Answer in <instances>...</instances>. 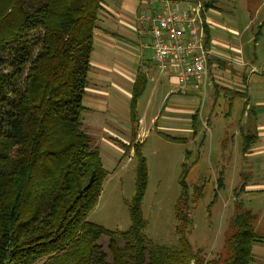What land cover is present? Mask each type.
<instances>
[{
    "label": "trees",
    "instance_id": "1",
    "mask_svg": "<svg viewBox=\"0 0 264 264\" xmlns=\"http://www.w3.org/2000/svg\"><path fill=\"white\" fill-rule=\"evenodd\" d=\"M215 1L203 2L204 11ZM103 2L0 0V264H252L253 245L264 240L255 231V215L242 208L226 230L225 254L206 259L194 250L186 234L192 224L184 211L186 169L176 204L178 247L156 244L145 233L148 168L137 141L144 72L132 88V142L126 145L138 157L131 225L110 230L88 220L109 173L81 121ZM206 33L210 45L208 24ZM223 185L221 177L218 188ZM103 237L107 249L99 243Z\"/></svg>",
    "mask_w": 264,
    "mask_h": 264
},
{
    "label": "rangeland",
    "instance_id": "2",
    "mask_svg": "<svg viewBox=\"0 0 264 264\" xmlns=\"http://www.w3.org/2000/svg\"><path fill=\"white\" fill-rule=\"evenodd\" d=\"M123 1L104 0L116 10L124 8ZM215 2L218 12L210 15L214 18L216 45L247 62L248 65L242 67L257 78L248 82L253 99L246 116L243 113L245 100L239 95L227 94L223 88L231 85L238 89L240 84L230 83L234 82V69L228 67L229 62H223L219 69L218 59L212 61L211 76L206 84L190 82L184 87L171 84L153 60V75L163 82V88L153 92L149 84L137 104V114L141 118L137 141L142 142L148 168V187L142 202L143 215L148 222L144 231L156 244L178 247L176 204L182 194L180 177L186 169L189 207L184 211L192 221L186 234L194 250L200 251L206 259L226 253V230L236 208L252 211L255 231L264 240V138L259 135L262 131L256 124L257 119L264 120V76L251 72L253 66L260 69L264 65V0ZM143 9L142 4L128 15L137 18ZM106 16L102 15L100 20L102 29L109 28L108 23H117L116 19H106ZM98 30L89 79L91 82L101 79L108 95L104 106L96 107L98 110H84L81 121L99 146L109 173L88 220L110 230L126 231L131 225L129 202L136 191L138 165V157L126 146V141L132 142L129 92L134 79L128 78L130 83L126 85L117 76L125 78L127 72L136 71H127L119 64V53L112 45L122 46ZM126 37L132 43L139 42L132 32ZM143 41L149 43L150 36L143 35ZM128 49L135 56L131 65L134 64L136 70L144 69L143 63L136 62L140 51ZM145 55L148 59L152 57L150 49H145ZM252 135H257L256 145L253 151H244ZM221 177L224 185L218 188ZM108 242L107 237L99 241L105 249ZM253 252L255 261L252 264H264V241L256 242Z\"/></svg>",
    "mask_w": 264,
    "mask_h": 264
},
{
    "label": "crops",
    "instance_id": "3",
    "mask_svg": "<svg viewBox=\"0 0 264 264\" xmlns=\"http://www.w3.org/2000/svg\"><path fill=\"white\" fill-rule=\"evenodd\" d=\"M169 1L171 3V6L173 8L179 9V10H183V9H187L190 6L200 2L203 5V0H197V2H194L193 0H124V8H121V10H116L115 8L111 7L108 5V2H103V10L100 13V19H99V27L97 28V30L95 31V33L97 31H99L98 29H101L102 33L104 34V36H108L111 38V41L113 42H119L120 46H115L112 45L114 47V49L117 51L118 54V62L119 64H121V66L123 68H125L127 71H131L132 73L134 71H136L135 73L131 74L127 72V76L124 78L123 76H117L118 79L121 81V83H124L126 85H128V81L130 83L129 79H134L136 77V74L138 72H144L147 76V86H149V84L151 85V89L153 92H155L157 89H162L163 88V82H160V80L156 77H154V70H152L153 64L152 61L154 60V50L152 47V36H151V32H150V24L148 21H144L143 23L140 22V16L138 15L137 18L132 19L130 17V15H128V13H132L135 10H138L141 5H144V9H143V13L142 14H148L150 12H155L158 9L164 8V4ZM209 1V0H208ZM148 2V5L146 6L145 4ZM216 3V2H215ZM214 3V8H211L208 11H204L205 13V17H207V19L209 20V28L211 29V34L213 36V47L216 49V51L219 52V54L221 55V57L218 58V64L217 67L220 69H222V64L223 62H229L228 67L234 69V73L235 75L232 77L234 82H230V83H234L236 86L238 84L239 87L238 89H235L233 87H231V85L228 86H223V88H225V92H227V94H233V95H239L240 97H242L245 101H244V108H243V113L247 114L248 111V107L250 105V101L253 99L251 93L249 92V87H248V82H250L251 80H256L257 78H255V76H251L250 73H248L246 71V68L242 67V66H247L248 63L244 62L239 56L228 54L226 48H223L222 46H218L216 45L217 40V36L214 34V18H212V16L210 15L211 12H218L217 11V6ZM186 5V8L181 9L182 6ZM132 9V10H131ZM129 10V12H127ZM105 15L106 19H111L114 20L116 19L117 23L112 22L113 24L108 23V27H106L105 29H102L100 27V20L102 17ZM212 19V20H211ZM213 23V24H212ZM218 27V26H217ZM130 32L134 33L137 35L139 42H135L132 43L133 41L130 39H128V37H126V35H130ZM143 35H147L150 36L151 41L145 42L143 41ZM123 39V40H121ZM134 40H137V38H133ZM136 43V44H135ZM138 43V45H137ZM128 48H133V49H137L140 51L141 55L139 56V59H136V62L139 64L143 63L144 69H139L137 68L136 70V66L134 64L131 65V63H134L135 61L133 60V58H135L134 55H131L132 52L131 50H129ZM145 49H150L151 53H152V57L150 59H148L145 55ZM237 50H239V48H237ZM142 56V57H141ZM228 58H232V61L230 62L231 59ZM155 62V61H154ZM241 62L243 63V65L241 64ZM93 65V60H92V54H91V66ZM134 65V67H133ZM102 66V65H101ZM104 67V66H102ZM106 68L112 70V68H110L109 66H107ZM113 71V70H112ZM163 73V72H162ZM90 74V73H89ZM101 75H104L101 73ZM164 76L168 77L169 82L171 84H175L177 85V80L174 76L172 75H168V74H164ZM211 76V75H210ZM134 77V78H133ZM165 77V78H166ZM231 77V76H230ZM129 78V79H128ZM210 78V77H209ZM115 79V77H114ZM88 85L86 88V95L84 98V105L86 107L85 110H94L97 108H101V106H104V103L106 101L105 96L108 95V91L106 89V87L103 85V82L101 83V79L96 80V82H91L89 77H88ZM133 80V81H134ZM133 81L131 80V82L133 83ZM134 84V83H133ZM227 85V84H226ZM130 87H132L130 85ZM133 88V87H132ZM227 88L231 89L228 90ZM124 90V89H123ZM146 90V89H145ZM233 90V91H232ZM131 92H129V94L132 93V89L130 90ZM127 92V91H125ZM128 93V92H127ZM167 95V94H166ZM139 100V99H138ZM98 110V109H96ZM139 118V124L141 122V118ZM256 124L259 125V129L262 131L261 134V138H264V120L262 119H257L256 120ZM139 131H138V138L139 139ZM260 137H258L257 141H260ZM126 145H129V142L126 141ZM254 145H252V150L254 149Z\"/></svg>",
    "mask_w": 264,
    "mask_h": 264
},
{
    "label": "built area",
    "instance_id": "4",
    "mask_svg": "<svg viewBox=\"0 0 264 264\" xmlns=\"http://www.w3.org/2000/svg\"><path fill=\"white\" fill-rule=\"evenodd\" d=\"M204 15L200 2L179 10L167 1L164 8L141 14L139 19L150 24L155 63L164 74L174 76L182 87L190 82L206 84L212 61L221 57L213 42L207 43L209 20ZM251 72L264 76V65L260 69L253 66Z\"/></svg>",
    "mask_w": 264,
    "mask_h": 264
}]
</instances>
